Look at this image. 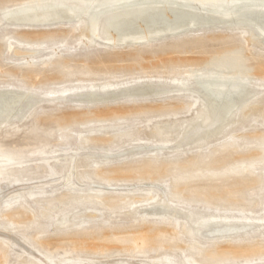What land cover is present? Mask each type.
Returning <instances> with one entry per match:
<instances>
[{
    "label": "rangeland",
    "instance_id": "obj_1",
    "mask_svg": "<svg viewBox=\"0 0 264 264\" xmlns=\"http://www.w3.org/2000/svg\"><path fill=\"white\" fill-rule=\"evenodd\" d=\"M0 264H264V0H0Z\"/></svg>",
    "mask_w": 264,
    "mask_h": 264
},
{
    "label": "bare ground",
    "instance_id": "obj_2",
    "mask_svg": "<svg viewBox=\"0 0 264 264\" xmlns=\"http://www.w3.org/2000/svg\"><path fill=\"white\" fill-rule=\"evenodd\" d=\"M155 5V4H154ZM168 6V5H167ZM131 7V6H130ZM170 7V6H169ZM260 7V6H259ZM126 8V7H125ZM175 8V6H174ZM63 9V8H62ZM61 8H57V9H50L51 11H49V14L51 15V17H47L46 14L48 13H43L44 11H37V14L41 15L40 17H35L34 19H31V20H27L29 21L30 23L34 22V23H43V22H52L54 21L55 19V15L58 14V13H61V12H64V14H72L71 11H69L68 9L66 10H62ZM188 10V9H187ZM159 12V9L158 8H153L151 6H149V8H146L145 9H137V10H130V11H119L117 13H115L114 15L112 16H109L107 19H104L103 21H101V26L103 25V28L108 31V34H112V37L114 38H119V40H124V36H128V35H131V34H128L132 31L135 30V24L137 26H145L144 23L148 26L149 24H151V18H155V19H158V14ZM169 12V11H168ZM175 12V11H174ZM203 12V11H202ZM167 13V11H166ZM165 14V13H164ZM175 16H178L177 17V24H184L186 25L189 20H192V18H189L190 16V13L188 14H185L186 16H181L180 13H174ZM204 14V13H203ZM46 15V16H45ZM69 15V14H68ZM170 15V14H169ZM194 14H192L191 16H193ZM53 16V17H52ZM70 16V15H69ZM190 16V17H191ZM199 16V15H198ZM246 16H250V14L246 15ZM65 17V16H64ZM168 17V16H167ZM202 17V16H201ZM212 17H216L218 18L220 21L222 22H225V19L227 18H230V13H219V14H216V15H212ZM60 18V17H59ZM171 18V17H170ZM247 18V19H246ZM52 19V20H51ZM245 19L247 21H250L248 19V17H245ZM98 20V19H97ZM141 20V22H140ZM227 21V20H226ZM23 22V21H22ZM190 23V22H189ZM208 23V22H206ZM141 24V25H140ZM156 26H159L160 24L164 25V23H159V22H156L154 23ZM136 26V27H137ZM142 28V27H141ZM144 29V28H143ZM156 29V28H155ZM174 29V28H173ZM153 30V29H152ZM163 30V29H161ZM160 30V31H161ZM166 30V29H165ZM101 31V30H100ZM103 31V30H102ZM142 31V30H141ZM147 31V30H146ZM158 31V30H157ZM170 31V30H169ZM97 32V31H96ZM144 32H145V29H144ZM143 33V32H142ZM109 34V35H110ZM151 34V33H150ZM149 35V34H148ZM153 35V34H152ZM136 36V35H134ZM121 37V38H120ZM132 37V36H131ZM138 37V36H137ZM142 37V36H141ZM136 38V37H134ZM138 39V38H136ZM141 39V38H140ZM143 39V38H142ZM141 39V40H142ZM140 41V40H139ZM211 88H217L215 91L212 90ZM207 90H210L212 91V93L214 94L215 93V96L216 98L218 97V99L220 98H228L227 101H231L229 99L230 96H232L233 94L231 93V91H233V89H236V87H225V86H220V87H212V86H208L206 88ZM213 99V98H212ZM213 101H216L215 99H213Z\"/></svg>",
    "mask_w": 264,
    "mask_h": 264
},
{
    "label": "water",
    "instance_id": "obj_3",
    "mask_svg": "<svg viewBox=\"0 0 264 264\" xmlns=\"http://www.w3.org/2000/svg\"><path fill=\"white\" fill-rule=\"evenodd\" d=\"M212 90H214V91H215L216 89H212Z\"/></svg>",
    "mask_w": 264,
    "mask_h": 264
}]
</instances>
